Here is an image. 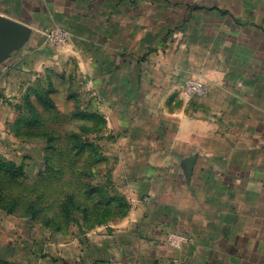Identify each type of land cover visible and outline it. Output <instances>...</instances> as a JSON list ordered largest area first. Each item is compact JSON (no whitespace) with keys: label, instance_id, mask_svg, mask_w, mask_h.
I'll list each match as a JSON object with an SVG mask.
<instances>
[{"label":"crops","instance_id":"obj_1","mask_svg":"<svg viewBox=\"0 0 264 264\" xmlns=\"http://www.w3.org/2000/svg\"><path fill=\"white\" fill-rule=\"evenodd\" d=\"M161 1L0 0V13L31 26L24 45L35 48L53 20H66L58 25L92 46L82 70L102 78L99 91L124 93L125 103L150 89L160 102L192 76L210 86L177 110L172 163L169 152L156 156L171 163L174 188L189 182L188 199L147 200L95 227L104 234L91 264H264V16L246 18L238 2ZM133 22L139 41L130 39ZM172 28L184 37L170 40ZM10 56L0 60V76L17 77L3 73ZM171 231L187 235L181 248L167 241Z\"/></svg>","mask_w":264,"mask_h":264},{"label":"rangeland","instance_id":"obj_2","mask_svg":"<svg viewBox=\"0 0 264 264\" xmlns=\"http://www.w3.org/2000/svg\"><path fill=\"white\" fill-rule=\"evenodd\" d=\"M218 2L229 8L243 4L246 18L264 16V0ZM59 21L53 20L42 37L36 36V48L27 43L3 63H10L3 73L15 71L17 77L0 76V158L23 165L25 173L14 177L0 169L4 205L17 200L12 212L0 208V264H91L97 252L93 245L99 248V235L104 234L88 226L99 197L110 198L116 214L160 197L188 199L189 182L174 188L170 170L176 113L185 102L197 104L210 91L190 97L181 87L179 93L175 89L163 94L159 102L162 95L150 89L148 98L142 100L140 94L130 104L117 88L99 91L95 83L102 78L82 70V60L92 58V46L87 51L69 31L65 44L48 40L51 31L65 29L58 23L67 21ZM139 27L140 23H131V41L140 40L135 35ZM183 35L184 31L172 28L170 40ZM192 77L206 83L202 76ZM37 93L50 98L52 108L45 107ZM117 100L120 103L113 104ZM30 107L40 121L29 127L24 119L31 117ZM78 111L95 116L80 117ZM78 143L84 152L77 151ZM163 151L171 157L167 166L156 157ZM70 196L76 204L73 209L62 206Z\"/></svg>","mask_w":264,"mask_h":264},{"label":"trees","instance_id":"obj_3","mask_svg":"<svg viewBox=\"0 0 264 264\" xmlns=\"http://www.w3.org/2000/svg\"><path fill=\"white\" fill-rule=\"evenodd\" d=\"M50 90L53 91L54 88L51 87ZM36 96H37L38 100L45 107L52 108L54 102L50 98H48L47 96H44L41 93H37ZM30 113H31V117L24 119V122L29 127L30 126H36L37 123L40 121V118L38 117V114L35 112L33 107H30ZM77 115L80 116V117H84V116H92V117H94L95 116V114H93V113L89 114V113H86V112H83V111H78ZM78 142H80V141L78 140ZM78 145H79V148L77 149V151L78 152H84L81 149V146L83 144L80 145L78 143ZM0 169H2L3 171L11 174L14 177L23 176L24 173H25V169H24L23 165H17L16 163H14L12 161H5L2 158H0ZM93 188H95V187H93ZM95 189H99V188H95ZM16 201L17 200L15 199V200H13V202L10 205H4L3 197H2L1 192H0V208L8 209L9 212H12L16 208ZM74 201H75L74 197L70 196L69 198H67L66 201H63L62 206L65 207V208L69 207V209L70 208L73 209L74 207H76V204H75ZM102 204L105 205L106 207L103 208ZM31 205H33V203H31ZM124 206H127V203ZM111 207L112 206H111L110 198H106V197L105 198H100L99 197V199H97V207L92 212V216H91L92 223L90 225H88V226L97 227L99 225L108 223L109 220H111L113 217H117V218L118 217H122V216H124V215H126L128 213L127 207L124 208V211H122V212L119 211L118 214L114 213V211L112 210ZM32 213H33V215L37 214L36 210H34V212L32 211ZM9 264H11V263H9ZM66 264H70V263H66Z\"/></svg>","mask_w":264,"mask_h":264},{"label":"water","instance_id":"obj_4","mask_svg":"<svg viewBox=\"0 0 264 264\" xmlns=\"http://www.w3.org/2000/svg\"><path fill=\"white\" fill-rule=\"evenodd\" d=\"M31 33L28 24L0 13V60L23 46Z\"/></svg>","mask_w":264,"mask_h":264},{"label":"built area","instance_id":"obj_5","mask_svg":"<svg viewBox=\"0 0 264 264\" xmlns=\"http://www.w3.org/2000/svg\"><path fill=\"white\" fill-rule=\"evenodd\" d=\"M49 35V41L54 45L65 44L69 38L67 30H53ZM210 91V87L199 77H189L182 85V92L190 97H203ZM188 239L186 234L180 232H173L169 236V242L175 248H180L182 243Z\"/></svg>","mask_w":264,"mask_h":264}]
</instances>
